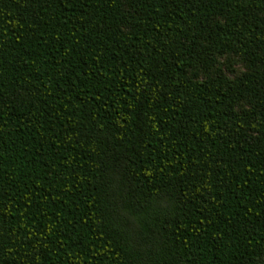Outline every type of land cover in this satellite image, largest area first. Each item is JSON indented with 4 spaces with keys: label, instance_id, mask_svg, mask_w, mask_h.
<instances>
[{
    "label": "trees",
    "instance_id": "obj_1",
    "mask_svg": "<svg viewBox=\"0 0 264 264\" xmlns=\"http://www.w3.org/2000/svg\"><path fill=\"white\" fill-rule=\"evenodd\" d=\"M0 264H264V0H0Z\"/></svg>",
    "mask_w": 264,
    "mask_h": 264
},
{
    "label": "rangeland",
    "instance_id": "obj_2",
    "mask_svg": "<svg viewBox=\"0 0 264 264\" xmlns=\"http://www.w3.org/2000/svg\"><path fill=\"white\" fill-rule=\"evenodd\" d=\"M237 70L240 71L242 69L241 65L236 64Z\"/></svg>",
    "mask_w": 264,
    "mask_h": 264
}]
</instances>
